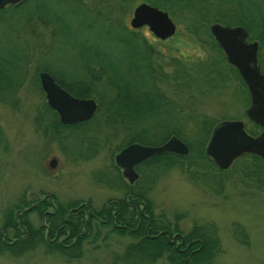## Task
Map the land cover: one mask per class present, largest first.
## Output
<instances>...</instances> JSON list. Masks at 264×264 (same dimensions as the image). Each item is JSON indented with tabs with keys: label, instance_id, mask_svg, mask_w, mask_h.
<instances>
[{
	"label": "rangeland",
	"instance_id": "1",
	"mask_svg": "<svg viewBox=\"0 0 264 264\" xmlns=\"http://www.w3.org/2000/svg\"><path fill=\"white\" fill-rule=\"evenodd\" d=\"M82 1L83 7L90 13H97L98 19L118 18L128 27L132 8L137 4L133 0H125V5L120 7L117 3L119 0ZM9 12L2 13V17L9 16L6 15ZM170 18L175 31L163 40L154 37L144 26L136 28L144 34L151 48L158 52L148 56L152 59L154 70L157 72L158 69L162 75L168 76L159 83V88L172 103H160L159 110L174 107L173 114L161 115L167 120V128L174 127L182 137L193 143L194 148L200 142V134H193V123L189 118L191 115H205L218 122L241 120L250 129L252 123L245 115V109L249 106L246 86L241 87L234 75L227 71L224 56V60L220 59L219 54L211 48L208 38L187 33L180 21L183 18L175 15ZM48 32L46 28L42 29L43 35L30 32L27 27L20 25L17 16L0 22V55L10 59L13 53H21L27 58L24 82L15 90V105L0 101V227L5 212L23 198L31 203L27 206L47 194L52 197L54 205H64L73 199H87L98 210L109 198L121 196V190L98 182L94 176L97 171L102 168L108 170L109 165L114 164L117 145L129 135L134 136L133 133L147 127L145 124L136 125L133 129L122 126L114 128L95 122L87 129V133L83 132L89 135L87 140L80 130L57 126L55 121L58 116L47 106L38 82L39 70L34 73V69L40 62L51 69L62 63H72L70 66L73 67L90 64L88 56L91 49L83 50L81 46L84 47L83 41L90 44L92 38L87 34L88 38L78 35L81 45L77 48L75 43L61 37L62 35L55 38ZM6 39L10 41V47H6L8 50L3 49ZM258 50L259 57L264 59V44ZM171 58L179 60L181 67L189 72L198 73V69L201 74L211 70L219 71L224 75L223 80H217L209 72L208 87L201 85L198 90L202 91L198 93L194 88L197 86L193 83L187 86L186 81L172 78L174 66L171 65ZM60 60L64 61L59 62ZM93 65L98 67L96 62ZM91 94L107 108L106 104L113 97L114 90L101 77L93 82ZM156 130L148 129L142 134L158 139L160 134ZM92 139L96 141L93 143ZM50 159H54L52 167L49 166ZM183 163L162 170L152 181L149 179L150 182L144 186L147 188L144 198L140 201L145 205L150 204L154 216H160L171 224L176 223L181 234L194 225L210 226L209 229L214 227L220 252L212 258L211 264H264V183H261L264 169L247 159L246 164L237 163L219 177L203 175L198 178L190 177L183 171ZM256 166L259 173L252 180L249 178L252 175L250 170H254ZM205 170L199 163V172ZM106 175L113 178L110 172ZM143 185L142 180L136 184L137 187ZM137 207L140 208V204ZM46 208L51 210V207ZM19 213L21 212L17 214ZM132 213L135 218V213ZM14 217L16 219V214ZM25 217L33 226L44 221V217L42 219L30 210L26 211ZM91 223L95 230L80 240L81 252L77 256H64L57 250L37 244L18 253L0 251V264H122L115 256L135 238L126 229L125 233L119 234L112 231V226L97 221ZM96 230L98 234L95 233ZM2 240L6 242L3 237ZM151 264L169 262L162 256Z\"/></svg>",
	"mask_w": 264,
	"mask_h": 264
},
{
	"label": "trees",
	"instance_id": "2",
	"mask_svg": "<svg viewBox=\"0 0 264 264\" xmlns=\"http://www.w3.org/2000/svg\"><path fill=\"white\" fill-rule=\"evenodd\" d=\"M141 1L165 10L170 16L175 15L183 18V21H180L183 23L184 30L194 36L203 35L208 38L211 48L219 54L222 60H224L222 52L208 32L209 23L241 26L247 31L249 40L258 41L259 49L264 44V0H133L135 3ZM117 3L122 7L125 5V0H119ZM83 5L82 0H19L17 3L0 8V22H5L9 18L17 16L20 25L27 27L32 33L35 32L36 35H43L42 29L46 28L49 30V34L54 35V37L62 35L61 37L75 43L77 48L81 45V42L77 39L78 35L88 38L87 34L92 38L90 44L83 41L84 47L81 46L83 50L91 49L88 56L90 64H82V67L80 64L78 67H73L70 66L72 63H62L61 66L51 69L40 62L34 69V73L38 70L49 73L54 81L70 94L76 97H91L97 103L96 113L88 120L70 125L61 124L57 120L55 124L63 128L80 130L82 136L87 140H89V135L83 132L86 131L87 133V129L95 122H97L96 124L102 122L104 125L114 128L122 126L130 129H133L136 125L143 126L146 124V128H141L142 131L139 130L133 133L134 136L129 137V135L126 137L120 145L116 146L115 151L131 142L160 145L171 135L185 142L189 149L185 155L164 152L142 161L135 167L138 178L132 184L127 183L122 178L119 168L114 164L109 165L108 170L102 168L97 171L95 176L93 175L95 179L102 184L121 190L123 197L130 193L139 199H143L147 189L144 186L147 185L149 179L152 181L162 170L173 165H182L183 162H185L183 163V171L190 177L201 178L203 175L219 177L224 171L216 168L204 153V144L210 130L218 121H214L205 115L194 114L189 116L193 123V134L195 135L196 132L200 134V142L195 148L193 143L182 137L175 131L174 127L168 129L166 126L168 125L166 124L167 120L161 115L173 114L174 107L165 108V111H163L164 108L159 110L160 103L162 105L165 103L172 104L159 88V83L168 76L162 75L158 69L156 72L152 59L148 58L150 54L155 55L158 52L151 48L145 40L144 34L140 33L139 30L126 26L118 18L107 19V17H104L100 20L97 18V13H90ZM86 10L89 11V14ZM7 11H10L6 14L9 16L2 17V13ZM106 21L107 23H105ZM4 45V48H2L8 50L10 41L6 39ZM62 61L64 60L59 62ZM170 61L172 62L171 65L174 66V73L171 74L172 78L186 81L187 86L193 83L197 86H194V88L198 93L202 91L198 90L200 89L198 87L208 84L209 72L215 75L219 81L223 80L224 77L216 70H213V72L211 70L206 74L199 73V69L197 70L198 73L189 72L181 67L179 60L171 58ZM94 62L98 67H94ZM26 63L27 58L21 53H13L10 59L7 56L0 55V101L12 106L15 105V90L24 82V65ZM261 65L264 68V59L262 58ZM226 69L234 75L241 87H244L239 74L230 64L226 63ZM101 77L105 78L114 90L113 97L106 104L107 108H104L101 102L91 94L93 82ZM103 108L104 113L102 112ZM161 111H163V114ZM131 118L133 120H130ZM97 119L99 120L97 121ZM145 119H148V121H145ZM128 120L130 122L127 123ZM148 129H157L156 133L160 134V137L158 139L145 137L142 133ZM95 141V139H92L93 143ZM248 157L252 158V155H248ZM250 161L257 163L256 165L259 168L264 169L263 161ZM199 163L206 168L205 172H199ZM105 171L112 173L113 178L106 175L107 172ZM250 172H252V175L249 178L256 179L259 173L257 166ZM247 174L250 175V173ZM140 180L144 181V185L137 187L136 184ZM261 183H264V178ZM122 196L117 198L118 210L113 213L114 223L133 227L136 220L133 218V213L126 210V202H133V200L128 199L124 202ZM27 201L28 199L23 198L13 204L3 215L0 236L6 242H3L2 237L0 238V251L9 250L18 253L30 249L34 245L43 244L48 249L57 250L64 256L79 255L81 252L79 243L84 237H78L67 247L59 244L57 239H52L54 230L61 223L58 222L57 212L62 214L63 212L60 211L63 206L56 204L58 210L55 213L44 214V223H47V225L41 223L38 226H33L29 219L25 217L26 211L16 214V219L14 217L18 208L24 209L28 204H31ZM47 205H49V202L42 200L32 205L27 211H34L41 217L43 215L42 210ZM144 212L149 216L146 234L144 235L143 232L144 221H141L138 229L127 231L135 240L128 242L123 247L122 252L115 256V259L122 264H151L162 256L166 258L169 264H211L212 258L220 252L219 240L214 227L209 229L210 226H192L191 229L183 233V239L176 248L175 243L167 241L165 234L159 233L161 230H167L169 233L180 232L176 223L171 224L160 216H154L149 203H146ZM94 214L102 216L101 209L94 211ZM83 222L89 229V233L95 230L89 217ZM66 223L67 227L65 226L63 229L68 228L70 230L68 239H72L78 231L83 229L79 218H68ZM101 223L112 226L109 221ZM45 228L48 229L47 235H45ZM111 229L119 234L126 231L125 228L117 226H112ZM95 233L98 234V230ZM150 235H155V237L151 238ZM194 239H199V241H193ZM185 258L187 260L184 262Z\"/></svg>",
	"mask_w": 264,
	"mask_h": 264
},
{
	"label": "water",
	"instance_id": "3",
	"mask_svg": "<svg viewBox=\"0 0 264 264\" xmlns=\"http://www.w3.org/2000/svg\"><path fill=\"white\" fill-rule=\"evenodd\" d=\"M17 1L0 0V7L8 2ZM128 23L132 29L145 26L160 40L170 37L175 31V25L165 10L143 1L133 6ZM208 32L220 48L226 62L238 72L246 86L251 99L245 114L249 119L259 123L263 130L257 138L252 139L244 132L241 120L219 121L209 133L204 153L220 168L227 167L234 157L245 150L255 151L264 159V75L260 71L257 59L258 44L256 41H246L247 32L241 26L214 22L208 26ZM37 76L46 104L56 112L61 124L70 125L86 121L95 112L96 102L93 98L72 96L46 71H39ZM255 78H261L262 82L255 83ZM164 152L185 155L188 147L174 135L155 146L131 142L120 148L114 154L113 160L121 169L122 176L132 183L138 177L134 170L136 164ZM53 163L54 159H50L49 166L52 167ZM174 239L175 235L172 236L171 242Z\"/></svg>",
	"mask_w": 264,
	"mask_h": 264
},
{
	"label": "flooded vegetation",
	"instance_id": "4",
	"mask_svg": "<svg viewBox=\"0 0 264 264\" xmlns=\"http://www.w3.org/2000/svg\"><path fill=\"white\" fill-rule=\"evenodd\" d=\"M14 3H16V2H13V3L12 2H8L4 6L12 5ZM246 41L250 42V41H256V40H249L248 39V35H247L246 36ZM256 42L258 44V41H256ZM258 47H259V44L257 45L258 64H259V68H260L261 73L264 75V68L261 65V58L259 57V50H258L259 48ZM261 82H262L261 78H255V83L260 84ZM248 98H249V104H250V99H251L250 95H248ZM246 118L249 120V122L252 123V127L250 129H248V127H245V125L243 123L244 132L246 133L247 136L251 137L252 139L257 138L261 134V132L263 130V127L259 123L254 122L253 120L249 119L247 117V115H246ZM253 130L255 132H252ZM204 146H205V144H204ZM248 155H252V158L248 157ZM247 159L248 160H261V161L264 162V159L258 153H256L255 151H252V150H248V151L245 150V151L241 152L239 155L234 157L230 161L229 165L227 167H225V168H220L211 158L208 157V160H210L212 162V164H214V166L216 168L221 169L222 171H226V170H228L230 168H233L237 163L241 164V163L244 162L246 164ZM242 160H246V162L242 161ZM140 163H138V164H140ZM138 164H136L134 166V170L135 171H136L135 167ZM119 171H120V174H121V169L120 168H119ZM137 175H138V173H137ZM121 176H122V174H121ZM122 178L127 183H129L123 176H122ZM132 183H129V184H132ZM44 196H46V197H44ZM44 196L42 198L36 199L35 202L32 203V205H35V204H37L38 202H40L42 200H46V201L49 202V206L47 205L46 207H51V210L49 211L45 207L42 210L43 211V215H41L42 219L44 217V214H46V213H55L58 210L57 206L54 205V203L52 201V197L49 194L44 195ZM121 196H119V197H121ZM119 197H117V198H119ZM117 198H112V199L109 198L102 205H100L99 208H97L98 210L101 209L102 216H98V215L94 214V211H98V210L93 208L91 206L89 200H87V199H85V200L73 199L71 201L66 202L64 205H62L63 207H62V210L60 211L61 213L62 212L63 213L62 214H57L58 215L57 216L58 217V222H61V223L54 230L52 239H57V242L59 244L67 247V246L71 245V243H73V241L76 240L78 237H81V238L85 237L89 233V229L83 224L84 223L83 221L86 220L88 217L91 219V222L92 221H94V222L95 221H97V222H107V221H109L112 226L122 227V228H125L128 231H134V230L138 229L139 226H140L141 221H144L145 223H144V227H143V232H144V235H145L146 234L145 233L146 232V226L149 223V216L146 215L145 212H144L145 204L142 203L140 201V199L137 196H135V195H132L130 193L124 195V197H123V201L124 202H126L128 199L133 200V202H128V201L126 202V204H127L126 205V210L135 213L134 216H135V220L136 221H135V226L134 227H130V226H126V225H119V224H115L114 223V219H113V213H115L118 210V199ZM136 202H137V204H136ZM138 204H140V208L137 207ZM32 205L27 206V209L24 208V210H22V209L19 210L18 209L15 212V214H17L18 212H21V211H27L28 209H30V207ZM68 218H72V219L79 218V220H81V222H82V228H83L82 231L81 230L78 231L77 234L72 237V239H68L70 230L68 228L65 229V230L63 229L65 226L67 227L66 220ZM42 224L45 225L44 221L42 222ZM20 226H22V225H20ZM162 231H166V233H163V234H165L167 241L169 243H175L176 248H178L179 244L181 243V241L183 239V234H181V232L169 233L167 230H161L159 233H162ZM45 233L46 234L48 233V229L47 228H45ZM173 235H175V239L171 242ZM150 237H155V235H150ZM177 238L179 239L178 242L176 241ZM193 241H199V239H194ZM185 260H186V258H185Z\"/></svg>",
	"mask_w": 264,
	"mask_h": 264
}]
</instances>
